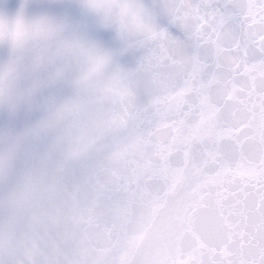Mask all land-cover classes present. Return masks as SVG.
<instances>
[{
	"label": "snow or ice",
	"instance_id": "6c2138e0",
	"mask_svg": "<svg viewBox=\"0 0 264 264\" xmlns=\"http://www.w3.org/2000/svg\"><path fill=\"white\" fill-rule=\"evenodd\" d=\"M0 110L39 171L0 264H264V0H20Z\"/></svg>",
	"mask_w": 264,
	"mask_h": 264
},
{
	"label": "clouds",
	"instance_id": "9594fccd",
	"mask_svg": "<svg viewBox=\"0 0 264 264\" xmlns=\"http://www.w3.org/2000/svg\"><path fill=\"white\" fill-rule=\"evenodd\" d=\"M39 118V113H29L23 118H10L6 111L0 110V152H2L11 138L20 135ZM44 150L43 141L27 140L18 155L9 174L0 177V197L17 187L31 172L39 171L40 156ZM7 210L0 205V228L7 226Z\"/></svg>",
	"mask_w": 264,
	"mask_h": 264
},
{
	"label": "water",
	"instance_id": "95a60500",
	"mask_svg": "<svg viewBox=\"0 0 264 264\" xmlns=\"http://www.w3.org/2000/svg\"><path fill=\"white\" fill-rule=\"evenodd\" d=\"M19 2L20 0H0V11L7 10L12 12L15 10ZM4 54V50L0 49V57H2Z\"/></svg>",
	"mask_w": 264,
	"mask_h": 264
}]
</instances>
